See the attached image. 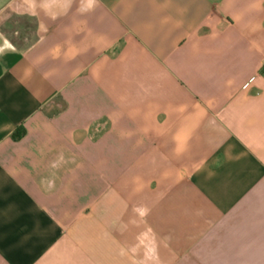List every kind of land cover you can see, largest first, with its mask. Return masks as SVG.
<instances>
[{"label":"crops","instance_id":"obj_1","mask_svg":"<svg viewBox=\"0 0 264 264\" xmlns=\"http://www.w3.org/2000/svg\"><path fill=\"white\" fill-rule=\"evenodd\" d=\"M0 264H264V0H0Z\"/></svg>","mask_w":264,"mask_h":264}]
</instances>
